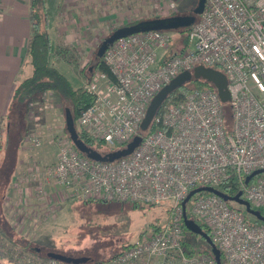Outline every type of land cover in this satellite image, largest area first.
I'll use <instances>...</instances> for the list:
<instances>
[{
	"label": "built area",
	"instance_id": "1",
	"mask_svg": "<svg viewBox=\"0 0 264 264\" xmlns=\"http://www.w3.org/2000/svg\"><path fill=\"white\" fill-rule=\"evenodd\" d=\"M5 0H0V11ZM187 44L168 49V30L122 36L103 52L108 71L95 70L83 86L92 100L76 122L96 142L124 147L136 134L153 95L183 70L202 64L227 78L230 126L212 87H195L181 100H169L128 154L113 161L93 160L71 143L60 142L54 163L29 170L82 200L158 204L168 200L169 221L142 232L132 244L105 260L87 264H216L213 255L183 247L181 201L200 186H211L264 209V0H205L190 24ZM162 59L157 62L158 52ZM225 187L228 191L223 190ZM191 200L190 211L188 209ZM186 202V212L209 230L221 264H264V222L249 221L244 208L210 191ZM3 238L0 233V241ZM5 254L6 252L2 250ZM13 264H70L15 248Z\"/></svg>",
	"mask_w": 264,
	"mask_h": 264
},
{
	"label": "rangeland",
	"instance_id": "2",
	"mask_svg": "<svg viewBox=\"0 0 264 264\" xmlns=\"http://www.w3.org/2000/svg\"><path fill=\"white\" fill-rule=\"evenodd\" d=\"M68 1L62 8L58 7L57 12L49 9L52 23L48 33L51 32L52 45L72 47L81 66L92 64L97 46L115 27L155 16L175 13L187 15L197 4V0ZM168 31L172 37L168 49H173L180 37L177 29ZM165 52L167 50L158 52L157 62L163 57L161 53ZM52 64L72 86L83 87L87 82L72 64L60 58H52ZM185 84L193 89L197 87L194 79L185 81ZM65 106L69 105L62 104L55 93L45 92L28 103L26 113L21 118L19 134L22 136V148L26 150L28 160L25 167L20 169L15 192L6 190L10 202L9 206L6 205L8 211L1 204V215L7 223L0 221V225L4 228L10 224L14 232L11 229V234L0 231L3 236L0 241V264H13L10 262L11 258H6V254L8 257L12 255L15 248L41 256H45L46 252H62L71 256H90L93 261L105 260L132 244L142 232L156 226L163 227L169 221L168 200L139 207H132L131 202L118 200H82L71 196L53 179H45L42 171L40 178L29 173L30 167L54 163L59 143L69 140L65 131ZM10 141L9 159L13 161V136ZM6 148L8 146L4 150ZM33 156H43L45 161L35 162ZM16 158L17 154L15 162ZM4 178H0V184ZM0 188L2 192L3 187ZM14 199L18 204L11 206ZM190 204L191 200L189 211ZM239 207L243 209L242 206ZM187 215L189 216L188 212ZM185 239L198 251L208 247L201 237L188 231L185 232ZM30 246L38 247L40 251H31ZM151 263L179 264L177 259H155Z\"/></svg>",
	"mask_w": 264,
	"mask_h": 264
},
{
	"label": "trees",
	"instance_id": "3",
	"mask_svg": "<svg viewBox=\"0 0 264 264\" xmlns=\"http://www.w3.org/2000/svg\"><path fill=\"white\" fill-rule=\"evenodd\" d=\"M175 14H171V15H175ZM28 17H29L30 26H31V36H30V39L27 45L26 64L30 66L31 71L28 76H26L25 78L17 82V84H15V86L13 87L10 101H9L6 113L4 114V117L2 120V124H1L2 130L0 132V178L2 176L5 177L4 181H2L0 184V186L3 187L2 192L0 188V221L3 222L4 224L7 223L6 222L7 220L2 218L1 204H3V201L5 199L6 188L10 182L12 172L14 170L15 157H16L17 150H18L19 143H20L19 142L20 141L19 129L21 126V118L24 115V113H26L28 103L34 98L36 99L38 97H41L45 92H53L58 96L62 104L69 105L65 107H68L71 111L73 121H74L76 130H77V133H78V137L88 147L96 149L97 151H100L103 154L122 147L121 145L108 146L102 142H96L91 137H89L85 132H83V130L80 129V127L77 125V122H76L78 113L81 108L85 107L86 105L90 103L92 98L85 91L84 87L72 86L70 82L67 80V78L60 71H58L56 67H54L52 64V58H60L61 60L72 64L75 68L79 70V72L82 74V76L85 79H88L90 77L89 75L95 70H102L105 72L108 71L107 66L102 61V56L101 57L97 56L96 50H95L94 59H93L92 64L81 66L79 62L80 61L79 57L76 56V52L72 47H62V46L52 45L51 38L48 33V9H47L45 0H29ZM195 17H196L195 18L196 20L198 18V15H195ZM136 21L138 20L128 22L126 24H131ZM126 24H123V25H126ZM189 26L190 25L177 29L179 37L185 45L187 44L186 34L189 29ZM118 27L119 26L115 27L114 29ZM196 85L197 87H211L212 88L211 84L203 80H196ZM191 89L192 88L187 87L185 83L180 84L179 86L172 89L170 92L166 94V96L163 98V100L159 104L158 108L155 111V115L158 114L162 110L165 103H167L169 100L173 99L175 101H179L182 99L184 94L187 93ZM223 108H224L226 128L228 129V127L230 126V122H231L230 106L228 103H225L223 104ZM152 129H153V124L151 120V122L148 124L146 128H140V126L138 127V134L142 136L150 132ZM12 136L15 139V144L13 147V157H12L13 161L9 159L10 152H11L9 150L10 148L9 145H11L10 140ZM6 146H8V148L4 150ZM222 188L223 190L228 191L225 187H222ZM108 201H112V200H104V201L101 200V202H108ZM131 204H132V207H139L141 205H145V204H140L136 202H133ZM149 205H153V204H149ZM260 211L262 214H264L263 210L260 209ZM246 217L249 221L251 220L256 221V219L249 214H247ZM250 217H252L253 219H250ZM200 225L208 234H210L209 230L204 225L202 224ZM9 226L7 227L5 225L3 228V226L0 225V231H3V232L5 231L4 233L11 234V231H9V229L12 230L13 228L12 226L10 227ZM181 227L184 232L186 231L190 232L184 226L183 222L181 224ZM154 228H157V226ZM7 236L10 239H14L12 238L11 235H7ZM16 242L18 243V241ZM126 247H123L121 250H119L115 254L121 252ZM183 247L185 249V252L188 255L193 254L194 252H200V253H206V254L212 255L209 247H203L202 250L198 251L195 249V246L191 242L187 241L186 239H184L183 241ZM29 250L35 251V247L30 246ZM44 254L47 257L50 256L49 252H46ZM94 261H98V260H94Z\"/></svg>",
	"mask_w": 264,
	"mask_h": 264
},
{
	"label": "water",
	"instance_id": "4",
	"mask_svg": "<svg viewBox=\"0 0 264 264\" xmlns=\"http://www.w3.org/2000/svg\"><path fill=\"white\" fill-rule=\"evenodd\" d=\"M205 0H197L196 6L192 9L190 14L187 15H168V16H155L152 18L141 19L131 24L119 26L114 29L110 34L103 38L99 43L96 54L101 57L104 50L113 43L119 37L126 36L136 32L148 31V30H170L178 29L184 26H188L195 20L194 15H198L202 12ZM203 80L212 85L216 90L219 99L222 103H226L230 99L229 91L227 89V78L226 75L218 68L213 66H205L202 64L195 65L191 70H183L174 76L168 83L164 84L150 99L144 116L139 124L140 128H146L155 116V111L159 104L175 87L185 83V81ZM64 120H65V131L68 135L69 140L73 146L86 157L98 160V161H113L122 156L128 155L140 142L141 136L136 134L133 138L121 148L107 152L105 154L97 151L96 149L88 147L79 137L73 121L71 111L68 107L64 109ZM264 172V169H256L246 176L245 181L247 182L254 174ZM199 191H210L213 192L227 201H235L236 204L242 206L244 211L253 216L258 221L264 222V214L259 209L253 208L250 203L241 197V191L236 192L233 195L227 194L219 189L211 186H200L194 188L188 192L185 198L181 201L182 206V221L184 226L192 233L201 237L208 247L216 264H221V254L217 245L214 243L210 235L197 223L192 217L187 215L186 202L190 197ZM35 251L38 252L39 248L35 247ZM54 259L70 263V264H87L93 261L90 256H71L62 252H51L50 256Z\"/></svg>",
	"mask_w": 264,
	"mask_h": 264
},
{
	"label": "crops",
	"instance_id": "5",
	"mask_svg": "<svg viewBox=\"0 0 264 264\" xmlns=\"http://www.w3.org/2000/svg\"><path fill=\"white\" fill-rule=\"evenodd\" d=\"M45 2L48 9V30L51 31L52 22L50 17L51 11L49 12V9H55V12H57L58 7L62 8L65 3L69 1L45 0ZM28 13L29 0H5L3 8L0 11V132L2 130V120L6 113L13 87L17 82L28 76L31 71L30 66L26 64L27 45L31 36ZM49 35H51V32ZM21 137L22 136L19 134L20 143L18 150L20 151L17 153L16 162H14V170L6 188V190L11 193L15 192V185L19 183L18 176L20 169L25 167V162L28 160L26 150L22 148ZM40 157L33 156V159L35 162L38 161L43 163V161H45L44 157ZM8 200L9 198L6 195L3 202L5 211H8L6 205L8 204L9 206L10 204ZM13 204H18L17 200L12 202L11 206Z\"/></svg>",
	"mask_w": 264,
	"mask_h": 264
}]
</instances>
